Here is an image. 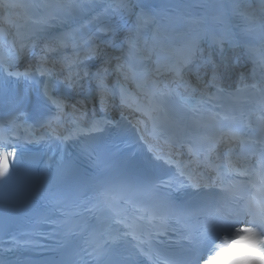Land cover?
<instances>
[{
  "label": "snow or ice",
  "instance_id": "snow-or-ice-1",
  "mask_svg": "<svg viewBox=\"0 0 264 264\" xmlns=\"http://www.w3.org/2000/svg\"><path fill=\"white\" fill-rule=\"evenodd\" d=\"M14 6V5H9ZM43 7H45L46 9H50V15L48 16V19H52L55 18L57 15L59 14H64V13H70L71 11H73L74 9L77 8H81L83 7L82 4H80L78 2V0H54V2L52 3H48V4H44ZM117 8L120 9H125L128 7L127 4H125L123 2V0H121V2L116 6ZM242 15H247L246 13H242ZM145 18H149L151 19V21L153 23H155V15H150L149 13H146L143 9L141 10V12L138 14V20H144ZM249 19H254V17H249ZM44 23L47 22V19H45L43 21ZM261 30L264 31V23L261 24ZM136 45L133 44V42L130 41V47H135ZM185 46L188 48V54L183 58L180 59L178 61H176L170 68L169 71H171L174 74V78L178 81L183 82V72L184 69L191 63V58L194 55V49L196 46V41L195 39H190L188 41L185 42ZM12 59L11 54L4 56L2 54H0V71H3L5 69V66L10 62V60ZM99 71L98 70V75H99ZM215 78V74H213V79ZM185 87H187V85H184ZM167 87V86H165ZM175 90L173 89H167V92H165L164 90H161L158 88L157 86V90L155 93H153V95H165V94H171L172 92H174ZM184 99V98H182ZM185 102H187V100H185ZM153 101L150 100L149 101V108L152 106ZM139 110V109H138ZM150 115V111L148 113ZM154 131L156 129V125H153ZM93 130H100L98 128H96L95 124L93 125ZM237 136L235 134H230L229 136V143L231 141V139H236ZM9 137L5 136L2 132V130H0V177H3L5 179H7V176L10 174V161L16 157L17 153L16 151L13 149L12 151H7L5 150L4 145H6L9 141ZM151 151V149H150ZM161 157L160 156H156V159L159 160ZM184 173L181 172V175H183ZM189 179H192V177L190 176ZM193 187H196L195 184H193ZM238 211L243 213L245 211H247L248 214L251 215H259L260 217V221H259V227L261 229L262 232H264V203L260 204L258 207L253 208L252 206H248L246 209L245 208H238ZM230 216L231 213H227L221 209H217L216 212L209 214V218L207 223L204 225V231L205 233L211 235V231L212 230H216V229H224L227 227L231 226V220H230ZM240 231H255V228L249 227L247 229H237V232ZM148 243V241H140V244H145ZM204 264H207V260L204 261Z\"/></svg>",
  "mask_w": 264,
  "mask_h": 264
},
{
  "label": "clouds",
  "instance_id": "clouds-1",
  "mask_svg": "<svg viewBox=\"0 0 264 264\" xmlns=\"http://www.w3.org/2000/svg\"><path fill=\"white\" fill-rule=\"evenodd\" d=\"M221 240L207 264H264V232L240 231Z\"/></svg>",
  "mask_w": 264,
  "mask_h": 264
}]
</instances>
